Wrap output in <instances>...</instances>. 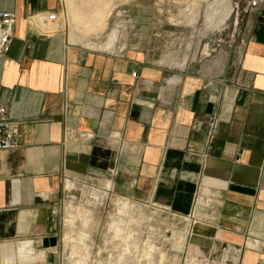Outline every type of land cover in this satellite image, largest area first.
I'll list each match as a JSON object with an SVG mask.
<instances>
[{"label": "crops", "instance_id": "obj_1", "mask_svg": "<svg viewBox=\"0 0 264 264\" xmlns=\"http://www.w3.org/2000/svg\"><path fill=\"white\" fill-rule=\"evenodd\" d=\"M62 7L0 0L18 16L0 103L20 122L0 166V264L49 263L58 249L42 241L59 239L66 179L185 216L206 260L225 249L264 264V1L237 41L203 45V29L192 56L166 65L141 34L117 52L73 43L60 18L45 21ZM189 242L188 261L203 264Z\"/></svg>", "mask_w": 264, "mask_h": 264}, {"label": "rangeland", "instance_id": "obj_2", "mask_svg": "<svg viewBox=\"0 0 264 264\" xmlns=\"http://www.w3.org/2000/svg\"><path fill=\"white\" fill-rule=\"evenodd\" d=\"M263 1L231 0V13L224 20L225 22L216 20L214 28H210L212 33L215 31L212 34L206 29L209 28L206 21L207 11L213 12L216 9L219 14H225L227 12L225 0H210L208 3L200 0H134L121 5L111 14L99 38L94 35L98 33H87L86 36L91 38V42L105 44L115 30L122 31L116 45L117 52L124 49L129 44V40L138 39L133 36L141 34L143 41L136 44H141L153 60L166 65L170 57L181 61L186 54L192 56L199 33L203 29L202 34L210 35L203 40V45L209 43H214L216 46L228 45L227 43L231 41H237L246 33L247 22L252 21L254 10ZM74 3L82 13L90 12L97 4L99 5L97 0H71V2L61 0L63 7L58 19H61L60 28L65 30L68 39L70 31L73 32L69 23L68 9ZM121 22L124 24L119 26ZM169 75L176 76L175 73ZM67 180L64 182V195L59 215L61 223L59 246L47 264H72L75 260H84L88 264H110L115 261L114 264H117L121 256L122 260L118 264H136L137 255L141 250L143 253L147 251L151 245L161 248L165 253V264H195L187 259L188 242L195 222L190 221L185 233L187 228L185 216L170 210L156 212L151 202L131 198L132 201L125 199L130 206L123 218L124 231L117 233L113 230V226L115 223L119 224L120 213L117 211V205L121 201L118 198L121 197L98 184ZM96 195H100L101 201L90 203L89 201ZM85 207L91 211L89 223L86 218L89 215L84 213ZM79 211L83 214L80 215ZM70 214L74 215L72 217L74 219L69 226L66 221ZM123 245H129L132 250L123 253L122 250L125 249H122ZM190 245L193 253L195 245L191 243ZM225 254V249H215L210 251L209 260L195 253L192 256L199 263L222 264ZM226 256V264H235L233 255L226 254ZM139 260L140 264H148L142 258Z\"/></svg>", "mask_w": 264, "mask_h": 264}, {"label": "bare ground", "instance_id": "obj_3", "mask_svg": "<svg viewBox=\"0 0 264 264\" xmlns=\"http://www.w3.org/2000/svg\"><path fill=\"white\" fill-rule=\"evenodd\" d=\"M134 0H97L99 5L97 4L95 6V9L90 12H81L76 3L74 5L72 4L69 6L68 9V16H69V23L70 27L73 30L71 35V41L73 43L78 44H84L86 46L91 47L92 49H96L98 44L95 42H92L90 44H86L89 42V40H86V34L87 33H98L94 34L96 37H100L101 34H103V31L105 30L106 23L111 16V14L118 9L121 5L128 4L130 2H133ZM203 3H208L210 0H200ZM71 2V0H70ZM188 2V1H187ZM225 3L227 5V12L225 14H219L218 11L215 9L213 12H208L206 14V21L209 28L207 29V32L212 33V30L214 28V24L216 23V20H221L220 22H225L224 20L229 16L231 13V0H225ZM59 15V14H57ZM62 17V16H61ZM58 19V18H57ZM124 23H119V26L123 25ZM114 30V29H113ZM122 31L115 30L112 35L109 36L108 41L104 44V49L113 51L116 47L117 41L119 39V35ZM203 33V32H202ZM207 34V33H206ZM204 34V35H206ZM209 34V33H208ZM68 181V180H67ZM66 181V182H67ZM100 196H96V199L91 203H96V201L100 200ZM101 201V200H100ZM99 203V202H98ZM97 203V204H98ZM101 203V202H100ZM128 201L121 200L119 201V204L117 205V211L120 213V220L119 224L115 223L113 226V230H116L117 233H121L124 231L123 223L125 213L127 212V209L129 208ZM81 207V206H80ZM87 210V211H85ZM89 208H84V213H88ZM81 213L80 211L78 212ZM83 214V213H81ZM80 214V215H81ZM85 217V216H84ZM88 220V223L90 222V217H86ZM74 218H72L73 221ZM71 219L67 223H72ZM71 225V224H70ZM67 241V239H66ZM125 248V249H124ZM135 248V247H134ZM148 248V247H147ZM123 253H126V251L132 250V247L129 245H123L122 247ZM147 250V249H146ZM135 253V252H134ZM138 254V253H137ZM42 257V254L40 255ZM139 259H144L148 262V264H165V253H163L161 248H158L156 246H150L147 251L144 253L141 250V253L137 255ZM122 256L118 259L117 264L119 263ZM137 258L136 264H140V260ZM115 261H112L110 264H114ZM72 264H88L84 260H75Z\"/></svg>", "mask_w": 264, "mask_h": 264}, {"label": "built area", "instance_id": "obj_4", "mask_svg": "<svg viewBox=\"0 0 264 264\" xmlns=\"http://www.w3.org/2000/svg\"><path fill=\"white\" fill-rule=\"evenodd\" d=\"M57 18V13H50L45 21L55 22ZM17 20L18 16L15 11L0 10V57H5L11 50ZM136 75L134 73V76ZM217 120V116L212 118L211 128H215ZM19 136L20 122L12 120L8 116L7 107L0 103V166L3 154L20 146Z\"/></svg>", "mask_w": 264, "mask_h": 264}, {"label": "water", "instance_id": "obj_5", "mask_svg": "<svg viewBox=\"0 0 264 264\" xmlns=\"http://www.w3.org/2000/svg\"><path fill=\"white\" fill-rule=\"evenodd\" d=\"M45 248H57L59 246V239L57 237H46L42 241Z\"/></svg>", "mask_w": 264, "mask_h": 264}]
</instances>
